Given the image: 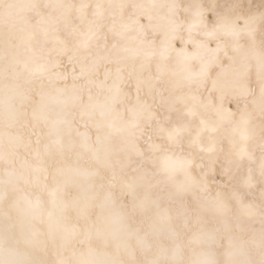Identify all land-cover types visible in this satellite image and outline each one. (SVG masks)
Returning <instances> with one entry per match:
<instances>
[{"label":"bare ground","instance_id":"bare-ground-1","mask_svg":"<svg viewBox=\"0 0 264 264\" xmlns=\"http://www.w3.org/2000/svg\"><path fill=\"white\" fill-rule=\"evenodd\" d=\"M255 3L0 0V264H264Z\"/></svg>","mask_w":264,"mask_h":264},{"label":"rangeland","instance_id":"rangeland-1","mask_svg":"<svg viewBox=\"0 0 264 264\" xmlns=\"http://www.w3.org/2000/svg\"><path fill=\"white\" fill-rule=\"evenodd\" d=\"M262 2V0H256V3L255 4H260ZM62 100H59V102H57V106H59V104L60 103H62L61 102ZM64 103H67V102H64ZM23 111V110H22ZM53 111H55V110H53ZM21 112V111H20ZM18 115H20V113L18 114ZM66 116H68V115H60V123H62V124H64V125H67L68 124V126L69 127H71V129L73 128V130H76L79 126H77V124L74 122V120H71V122L69 121V116L68 117H66ZM65 117V118H64ZM64 119H66V120H64ZM73 124H76V125H73ZM73 126V127H72ZM76 126V127H75ZM22 138V136L21 135H18V139H21ZM32 144H33V141H32V139H29L28 140V142H27V145L28 146H32ZM27 146V147H28ZM28 148H31V147H28ZM16 158V157H15ZM14 158V159H15ZM15 161H16V165H17V161H19V158H16L15 159ZM13 168V167H12ZM11 167H10V169H12ZM16 168H17V166H16ZM5 173H6V176L5 177H7V172L6 171H4ZM20 231H18V235H17V240L15 241V243L14 244H16V246H15V248L16 247H18L20 244H19V242H20V236H19V233ZM19 236V237H18ZM66 252H69V251H66ZM66 252H62V253H60V255H57L56 257H55V260H56V258H58L59 257V259L61 260V259H64L65 257H67V256H64V255H67V253ZM71 252V251H70ZM70 252L68 253V255H70ZM64 253V254H63ZM62 254V255H61ZM63 256H64V258H63ZM42 258H44V257H42ZM116 257L115 258H113V260H111V259H109L108 261H110L109 263L110 264H125L121 259H116ZM59 260V261H60ZM115 260V261H114ZM46 262V260L44 261V263ZM119 262V263H118ZM47 263V262H46ZM54 263V262H53ZM108 263V264H109ZM54 264H57V263H54Z\"/></svg>","mask_w":264,"mask_h":264}]
</instances>
